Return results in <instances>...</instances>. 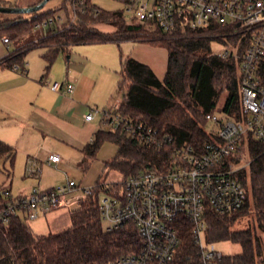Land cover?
Returning <instances> with one entry per match:
<instances>
[{"label": "trees", "instance_id": "1", "mask_svg": "<svg viewBox=\"0 0 264 264\" xmlns=\"http://www.w3.org/2000/svg\"><path fill=\"white\" fill-rule=\"evenodd\" d=\"M40 0L39 2H41ZM74 14L62 26L51 11L32 12L29 17H14L0 21L2 33L16 48L0 60V65L26 69V54L36 46H46L43 57L50 69L61 54H68L72 45L132 39L164 44L168 50L165 77L160 79L152 67L135 58L122 60L123 78L120 112L159 130L162 146H149L121 130L100 127L84 151L88 159L95 158L105 140L118 145L116 157L109 163L125 178L146 171H156L175 164V151L192 145L199 151L212 140L206 130L208 113L218 109L229 118L240 119L242 95L239 58L221 57L213 43H235L238 38L223 31H190L186 35L168 38L159 28H149L136 20L127 21L125 9L106 10L93 0H71ZM38 2V3H39ZM37 4V3H35ZM53 18L51 24L35 40L30 41L36 24ZM114 26V32L100 30L97 24ZM225 35V36H224ZM264 84V61L261 64ZM103 122V119H102ZM166 138V139H164ZM249 170L239 173L248 197L243 207L231 215L210 212L207 217L208 243L231 241L242 247L240 253L225 254L217 264H264V147L255 139L249 140ZM16 148L0 140V171L2 160L14 165ZM95 192L88 195L69 212L71 226L58 232L37 234L21 214L5 222L0 218V264H112L135 249L138 243L133 228L109 231L99 210L100 196L105 189L97 183ZM101 185V186H100ZM16 197L0 195V210ZM245 228L237 229L240 216L249 215ZM181 246L173 264H204L202 250L193 241L189 224L181 223Z\"/></svg>", "mask_w": 264, "mask_h": 264}, {"label": "built area", "instance_id": "2", "mask_svg": "<svg viewBox=\"0 0 264 264\" xmlns=\"http://www.w3.org/2000/svg\"><path fill=\"white\" fill-rule=\"evenodd\" d=\"M125 11L148 27L159 28L168 37H179L190 31H223L237 37L235 43L221 44L216 51L221 57L239 58L242 95L241 118L217 117L208 113L207 119L218 126L210 132L212 140L197 151L192 145L178 148L175 164L156 171L131 175L122 182L102 183L104 190L99 210L107 230L133 228L138 243L135 249L117 257L112 264H173L181 246V223L189 224L194 243L202 250L204 264H217L225 255L210 248L206 239L207 217L210 212L231 215L246 202L248 192L239 173L249 170V140L255 139L264 147V84L261 64L264 61V0H120ZM80 0L79 4H83ZM53 18L38 23L39 27ZM4 43L11 38L3 37ZM14 69L21 70L16 65ZM55 91L73 92L71 82L54 81ZM121 98L114 108L104 111L103 122L110 130H121L149 146H162L159 130L123 115ZM89 113L86 118L92 120ZM166 139V138H164ZM50 163L62 160L58 153L49 155ZM83 188L85 195L69 198L78 186L74 180L49 189L35 187L24 196L16 197L0 210V218L8 222L23 212L35 219L40 214L61 207L79 204L95 192ZM100 185V186H101ZM1 194H9L0 188Z\"/></svg>", "mask_w": 264, "mask_h": 264}, {"label": "rangeland", "instance_id": "3", "mask_svg": "<svg viewBox=\"0 0 264 264\" xmlns=\"http://www.w3.org/2000/svg\"><path fill=\"white\" fill-rule=\"evenodd\" d=\"M23 2L24 0H0L2 5L12 4L11 6H16V3L17 6H21L19 4ZM93 2L106 10L125 8L124 3L120 0H93ZM40 11H51L58 25L62 26L73 16L74 6L71 0H49ZM31 14L32 12H0V15L8 18L29 17ZM125 16L127 21H137L131 12L125 11ZM97 27L106 32H114L116 29L114 26L105 23H99ZM149 28L152 29V27ZM44 29V26L39 27L36 24L30 41L35 40ZM16 42H19L18 39L13 41V49L17 47ZM223 48L224 46L218 42L213 43L214 51H220ZM47 49L46 46H36L29 49L26 54V67L28 69L29 66H32L36 70L37 64H40L41 61L44 66V74L47 73L46 76L50 78L48 80L59 81L58 76L61 73L64 76L66 75V67L64 66L63 71L58 66L60 64L55 62L50 69L46 68L47 61L44 60L43 54L47 52ZM68 55L71 56L69 59L66 58ZM67 56H61L64 59L62 63L67 64V60H69V67H72L82 56L89 60L87 66L81 68L82 79L78 95V100L84 107L77 108L71 116L65 117V122H61L63 126L61 130L50 133L47 129H44L45 132H49V135L40 131L39 138H33L32 140L31 144L34 145V148L30 152L25 151L29 149V144L22 141L19 146H16L17 154L14 165H11L9 160H2L0 187L11 188L14 195L29 194L34 187L41 189L59 187L67 184L69 180H74L81 187L69 193V198L74 199L77 195H85L83 188L94 187L98 182L107 185L122 182L125 175L109 166V163L118 153L116 143L111 140L103 141L95 158L91 159L87 158L83 149L91 141L95 131L100 127L108 129V125L102 122L104 111L112 110L116 100L122 98V92L119 90V84L123 78L122 60L132 57L144 62L152 67L160 79L165 77L168 64V50L164 44H153L132 39L120 42L110 41L72 45ZM70 82L76 85L75 81ZM87 113L94 115L93 121L86 120ZM215 115L223 119L228 118V115L219 109L215 112ZM206 130L217 132L218 126L209 121L206 124ZM52 153H58L62 157L57 166L52 165L48 160V156ZM3 190L6 189L3 188ZM77 206L78 204H73L70 207L65 206L54 209L45 214H40L35 219L27 218V215L23 212H20V214L23 218L26 217V221L33 232L48 234L71 226L68 215ZM249 222L250 214L240 216L235 227L237 229L245 228ZM104 226L107 227L108 223L104 222ZM260 234L264 245V232ZM209 247L220 250L224 254H235L242 251L239 243L231 241L213 243ZM262 260L264 263V253Z\"/></svg>", "mask_w": 264, "mask_h": 264}, {"label": "crops", "instance_id": "4", "mask_svg": "<svg viewBox=\"0 0 264 264\" xmlns=\"http://www.w3.org/2000/svg\"><path fill=\"white\" fill-rule=\"evenodd\" d=\"M39 1L40 0H24V2L19 5L30 6ZM11 5L12 4L9 6ZM7 18L8 17L4 15H0V21ZM5 35L7 34L2 33L0 29V60L13 50L12 40L10 43H4L3 37ZM61 56H67V54L59 55L55 62L60 64L58 66H60V69L62 68L63 71L64 66L66 67V75L64 76V74L61 73L58 76V80L61 82L75 81L76 85H74L75 88L73 92H58L53 90L51 88V83L54 81H49L48 79L50 78L46 76L47 73L44 74V66L41 61L40 64H37L36 70H34L32 66H29L28 69L26 67L25 70H17L0 65V140L13 145L15 148L24 141L29 144V149L25 150L28 153L34 148V145L31 144L32 140L33 138H39L40 131L43 134L49 135V132L54 133L61 130L63 127L61 122H65V117L71 116L77 108L84 107L79 102L78 95L82 79L81 68L86 67L89 60L82 56L72 67H69V60H67V64L62 63L64 59ZM70 57L71 56L68 55L66 58L69 59ZM44 60L46 59L44 58ZM25 61L27 65V60ZM88 114L89 113H87L86 116ZM93 119L88 120L86 118L87 121H93ZM44 129H47L49 132H45ZM51 164L55 166L58 165V163ZM0 188H5L10 191L13 197L27 195L25 193L14 195L11 188Z\"/></svg>", "mask_w": 264, "mask_h": 264}, {"label": "water", "instance_id": "5", "mask_svg": "<svg viewBox=\"0 0 264 264\" xmlns=\"http://www.w3.org/2000/svg\"><path fill=\"white\" fill-rule=\"evenodd\" d=\"M49 0H42L41 2L30 6H9L0 4V12L3 13H31L42 9Z\"/></svg>", "mask_w": 264, "mask_h": 264}]
</instances>
